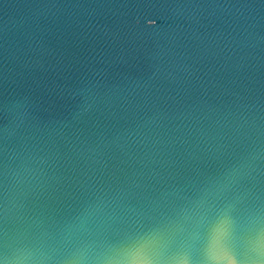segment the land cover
Segmentation results:
<instances>
[{"label": "water", "instance_id": "obj_1", "mask_svg": "<svg viewBox=\"0 0 264 264\" xmlns=\"http://www.w3.org/2000/svg\"><path fill=\"white\" fill-rule=\"evenodd\" d=\"M0 264H264V0H0Z\"/></svg>", "mask_w": 264, "mask_h": 264}]
</instances>
